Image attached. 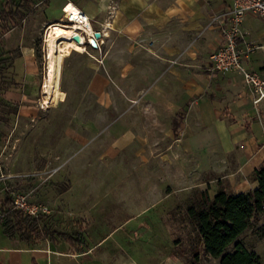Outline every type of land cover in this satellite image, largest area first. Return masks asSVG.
Wrapping results in <instances>:
<instances>
[{
  "label": "rangeland",
  "instance_id": "1",
  "mask_svg": "<svg viewBox=\"0 0 264 264\" xmlns=\"http://www.w3.org/2000/svg\"><path fill=\"white\" fill-rule=\"evenodd\" d=\"M17 1H0V196H23L46 207L49 224L77 243L69 247L63 241H42L33 246L16 238L9 248L42 249L45 264H219L204 252L186 214L198 200L195 184L201 178L189 160L172 154L164 163L158 148H136V161L124 155L100 157L117 134L135 128L134 120L140 139H161L168 119L161 105L143 99L144 90L130 100L128 82L119 80L118 69L98 65L101 49L90 47L65 57L60 102L48 104L42 51L50 23L48 0ZM217 15L207 26L218 25ZM246 44L256 47L249 40ZM97 74L106 80L100 88L93 83ZM42 96L44 109L39 107ZM150 114L153 133L146 131ZM143 150L150 159L139 155ZM229 168V159H224L209 176L227 188L223 177ZM263 223L260 214L238 238L258 264H264ZM22 256L30 262V253Z\"/></svg>",
  "mask_w": 264,
  "mask_h": 264
},
{
  "label": "crops",
  "instance_id": "2",
  "mask_svg": "<svg viewBox=\"0 0 264 264\" xmlns=\"http://www.w3.org/2000/svg\"><path fill=\"white\" fill-rule=\"evenodd\" d=\"M67 2L85 12L92 28L101 33V53L96 59L102 61L97 64L118 69L119 80L128 82L130 100L144 90L142 98L158 102L162 109H155L168 117L161 139L151 135L140 139L134 120L136 129L130 127L117 134L101 158L124 155L136 161V148H158L164 163L172 154L189 160L193 172L201 177L195 187L211 198L220 189L240 193L256 188L253 172L264 165V99L254 104L249 87L238 73L209 70L210 55L223 40L219 25H207L212 15L231 6V0H48L49 22L54 21L52 17H62ZM241 29L249 32L245 42L256 46L243 63L264 78V17L246 15ZM240 47L244 48V43L240 42ZM174 58L177 61L171 64ZM105 82L100 74L93 80L97 88ZM150 116L146 131L153 133L156 126ZM118 130L113 127V131ZM140 154L150 159L145 150ZM224 159L230 163L223 177L227 188L220 179L209 176ZM177 169L183 170L181 166ZM14 240L4 235L0 224V258L4 264H26L24 253L31 255L27 264H45L46 252L39 248L11 249L9 244ZM44 241L74 246L66 236L56 244Z\"/></svg>",
  "mask_w": 264,
  "mask_h": 264
},
{
  "label": "trees",
  "instance_id": "3",
  "mask_svg": "<svg viewBox=\"0 0 264 264\" xmlns=\"http://www.w3.org/2000/svg\"><path fill=\"white\" fill-rule=\"evenodd\" d=\"M15 2L18 1L12 0ZM252 179L257 184L253 190L232 193L220 189L212 198L206 192H199L197 202L186 208L204 252L218 258L219 264H258V257L238 238L252 219L264 214V165L254 170ZM0 224L7 238H19L28 245H37L44 240L56 244L65 236L70 245L77 243L76 238L54 229L47 214L33 217L24 213L15 207L9 196L0 197ZM260 230L264 234V223Z\"/></svg>",
  "mask_w": 264,
  "mask_h": 264
},
{
  "label": "built area",
  "instance_id": "4",
  "mask_svg": "<svg viewBox=\"0 0 264 264\" xmlns=\"http://www.w3.org/2000/svg\"><path fill=\"white\" fill-rule=\"evenodd\" d=\"M248 14L264 17V0H231V6L214 18L219 25L223 44L210 55L209 70L212 73L222 74L233 71L241 75L243 83L251 91L252 102L257 104L264 99V78L256 71L249 70L243 63L247 55L246 52L252 50L246 44L244 32L241 29V24ZM55 25L72 31L71 37L67 40L68 42L79 44L84 50L86 47L100 49L102 37L95 38L94 32L97 30L92 28L89 17L73 3H66L62 7L61 19L48 23L46 30ZM74 35H79L81 42L74 41L72 39ZM43 42L44 48H42V51L45 57V35ZM240 42L244 43V48L240 47ZM39 107L41 109L47 107L43 96L39 99ZM13 203L17 209L33 217L49 212L46 207L30 204L23 196L14 197ZM0 264H2L1 261Z\"/></svg>",
  "mask_w": 264,
  "mask_h": 264
},
{
  "label": "bare ground",
  "instance_id": "5",
  "mask_svg": "<svg viewBox=\"0 0 264 264\" xmlns=\"http://www.w3.org/2000/svg\"><path fill=\"white\" fill-rule=\"evenodd\" d=\"M71 35V30L59 25L51 26L46 33V73L43 81V93L46 95L48 104L56 105L60 102L59 82L65 57L70 56L73 50L84 51L79 44L67 41ZM79 41L81 42V39Z\"/></svg>",
  "mask_w": 264,
  "mask_h": 264
},
{
  "label": "water",
  "instance_id": "6",
  "mask_svg": "<svg viewBox=\"0 0 264 264\" xmlns=\"http://www.w3.org/2000/svg\"><path fill=\"white\" fill-rule=\"evenodd\" d=\"M94 36H95V38H100V36H101V33L99 32V31H96V32H94ZM72 39L74 40V41H76V42H78L81 38L78 36V35H74L73 37H72ZM80 42V41H79Z\"/></svg>",
  "mask_w": 264,
  "mask_h": 264
}]
</instances>
